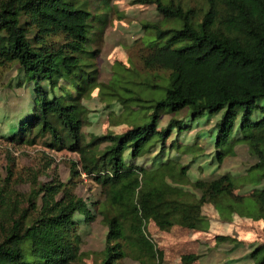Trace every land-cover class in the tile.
Wrapping results in <instances>:
<instances>
[{
  "label": "trees",
  "instance_id": "trees-1",
  "mask_svg": "<svg viewBox=\"0 0 264 264\" xmlns=\"http://www.w3.org/2000/svg\"><path fill=\"white\" fill-rule=\"evenodd\" d=\"M100 1L93 10L90 0H0V84L7 77L6 88L24 85L31 96L29 111L0 137L79 157L70 162L69 181L32 176L26 192L16 188L23 179L13 160L6 163L0 173V264H79L82 238L70 231L76 215L85 225L102 216L107 231L100 264H121L126 256L163 264L144 223L166 228L179 220L195 228L206 203L219 212L242 204L264 223V0H138L153 5L159 19L141 22L139 70L114 73L109 83L98 80L96 63L109 9L108 0ZM93 90L105 107L118 104L125 113L105 132L87 137L89 110L82 101ZM217 115L216 161L233 154L236 144L256 159L238 182L254 188L251 198L234 192L227 173L193 182L188 165L174 159L148 167L130 163L150 143L159 144L157 156L182 146L180 136L194 121L206 116L208 123ZM119 126L124 128L116 131ZM173 129L178 132L167 147ZM194 139L183 151L198 144ZM80 173L99 186L100 199L72 192ZM187 184L199 196L183 189ZM63 187L65 197L57 198ZM248 256L251 264H264V242ZM195 259L181 258L183 264Z\"/></svg>",
  "mask_w": 264,
  "mask_h": 264
},
{
  "label": "rangeland",
  "instance_id": "rangeland-1",
  "mask_svg": "<svg viewBox=\"0 0 264 264\" xmlns=\"http://www.w3.org/2000/svg\"><path fill=\"white\" fill-rule=\"evenodd\" d=\"M108 1L107 24L98 43L100 54L96 60L99 69L98 80L106 83H109L114 73L126 75L128 71L139 70V55L143 49L141 41L144 34L141 22L159 19L151 4H139L138 0ZM99 2L101 1L90 0L93 10L98 9L96 7L100 6ZM13 74L14 72L11 71L9 76ZM6 82L7 77H4L3 84H0V135H5L8 128L29 111L31 99L28 87L23 85L9 89L5 87ZM60 83L64 85V82ZM68 89L71 91L73 87L69 85ZM82 103L89 110L90 123L83 127L87 137L105 132L108 122L115 119L122 120V113H125L118 104L113 105L114 111H111L113 107H105L99 100L96 90H93L87 99H83ZM260 103L264 104V99L260 100ZM258 115L254 112L252 119L256 120ZM184 116L186 114L181 112L179 118L183 119ZM206 118L205 116L191 122L192 129L180 136L182 146L176 149L166 148L157 156L159 144L150 143L147 146L148 150L129 160L130 163L148 167L169 158L174 159L178 163L188 165L187 174L189 180L193 182L227 173L234 182V192L247 196L245 198H251L249 195L254 188L238 182L256 159L248 153L246 145L236 144L233 154L218 163L212 147V135L214 122L219 115L208 123H205ZM187 121L189 122L188 118L184 119V122L188 123ZM164 122L165 119L160 122V126H163ZM122 128L124 126H119L116 131ZM175 132L178 131L175 129L167 138V147L176 136ZM196 134L198 138L194 139ZM193 139L198 144L188 151H183L187 143ZM198 145L201 147L198 148ZM78 158L77 153L67 149H46L41 145L16 146L7 142L3 136L0 137V173L4 175V166L9 159H12L16 174L23 179L16 186L20 191L29 190V182H26V179H31L32 176H36L37 181L46 183L51 182L53 178L64 183L69 181L70 162L78 161ZM48 162L49 164L46 165ZM79 167L77 170L80 171ZM72 185V192L78 196L94 200L101 198L99 186L84 173L75 177ZM181 186L199 196V192L191 185ZM65 193L66 188H61L57 198L65 197ZM241 205H236L234 210L219 212L211 204L206 203L201 208L195 228L185 227L179 220H175L169 227L160 228L153 220H147L144 223V230L156 249L162 252L163 264H183L182 256L189 254L196 255V259L189 264H251L252 260L248 255L256 246L264 242V223L262 219L254 217L255 213H250V207L244 208ZM75 218L76 224L70 227V231L74 236L80 235L82 238L79 264H100L107 231L101 220L102 216L97 215V218L88 225L79 220L80 216L76 215ZM217 236L227 237V240L219 241ZM120 262L139 264L130 256H126Z\"/></svg>",
  "mask_w": 264,
  "mask_h": 264
}]
</instances>
